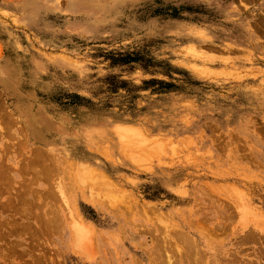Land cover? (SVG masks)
I'll return each mask as SVG.
<instances>
[{
    "label": "rangeland",
    "instance_id": "374dc122",
    "mask_svg": "<svg viewBox=\"0 0 264 264\" xmlns=\"http://www.w3.org/2000/svg\"><path fill=\"white\" fill-rule=\"evenodd\" d=\"M0 264H264V0H0Z\"/></svg>",
    "mask_w": 264,
    "mask_h": 264
},
{
    "label": "bare ground",
    "instance_id": "6f19581e",
    "mask_svg": "<svg viewBox=\"0 0 264 264\" xmlns=\"http://www.w3.org/2000/svg\"><path fill=\"white\" fill-rule=\"evenodd\" d=\"M56 2H57V1H56ZM125 125H126V124H125ZM125 125H124V127L122 126L121 128L123 129L124 133L126 132V135H129L128 133L131 131V128L126 127ZM117 126H118V125H117ZM133 127H134V126H133ZM133 127H132V130H133V129L136 130L137 127H136V128H135V127L133 128ZM116 128H117V127H116ZM114 131H115V130H114ZM116 131H119V128H118V130H116ZM116 131H115V132H116ZM139 131H140V130H139ZM121 132H122V131H121V129H120L119 133H121ZM117 134H118V132H117ZM134 134H135L134 131H133V134H132V132H131V137H132V135H134ZM139 134H140V133H139ZM121 135H124L123 132L121 133ZM119 136H120V135H119ZM136 136H137V135H136ZM141 136H143V134H142ZM125 137H126V136H125ZM128 137H130V136H128ZM128 137H127V138H128ZM123 138H124V137H123ZM132 138H133V137H132ZM135 139H137V138H135ZM141 139L144 140V136H143ZM124 140H125V139H124ZM124 140H123V141H124ZM132 140H133V139H132ZM132 140H131V141H132ZM147 140H149V138H147ZM147 140H146V141H147ZM125 141H126V140H125ZM131 141H128V143H130ZM138 141L141 142L140 139H139ZM138 141H137V142H138ZM126 142H127V141H126ZM132 142H133V141H132ZM140 142H139V143H140ZM147 142H149V141H147ZM21 143H22V142H21ZM133 143H134V142H133ZM135 143H136V142H135ZM149 143H150V142H149ZM149 143H148V144H149ZM151 143H152V142H151ZM137 144H138V143H137ZM140 145H141V147H143L141 143H140L138 146H140ZM133 146H134V145H133ZM133 146H132V147H133ZM136 146H137V145H136ZM154 146H155V145H154ZM146 147H147V145L145 146V148H146ZM148 147H149V145H148ZM150 147H151V145H150ZM150 147H149V148H150ZM143 148H144V147H143ZM151 149H152V147H151ZM151 149H148L149 152H151V151H150ZM158 149H159V148H158ZM36 150H37V149H36ZM36 150H35V151H36ZM153 150H157V149H152V151H153ZM158 151H159V150H158ZM141 153H142V152H141ZM145 153H146V152H145ZM152 153H153V152H152ZM157 155H158V153H157ZM45 159H46V158H45ZM84 165H85V164H84ZM86 167H87V166H86ZM86 167L81 165V166L76 167L75 170H76V172H79V173H81L82 175H85V176H86V175H89V172L91 171V170L86 169ZM73 169H74V168H73ZM89 169H90V168H89ZM86 172H87V173H86ZM79 173H78V174H79ZM90 174H91V173H90ZM86 177H87V176H86ZM99 202H100V201H99ZM52 212H53V211H52ZM52 216H53V215H52ZM51 218H52V217H51ZM127 218H128V217H127ZM48 219H50V218H48ZM87 233H88V231H87L85 228H83V226H81V225H80L79 227L74 226V234H75L76 241H80V242H81V238L84 237V236H86ZM177 235H178V234H177ZM184 239H185V238H184ZM188 239H189V237H188ZM188 239H186L187 242H188ZM83 241H85V243H86L87 240L85 239V240H83ZM189 241H190V240H189ZM191 241H192V240H191ZM80 244H81V243H80ZM83 244H84V243H83ZM83 244H82V245H83ZM191 244H192V243H191ZM191 244H190V245H191ZM84 245H85V244H84ZM162 245H163V243H162ZM186 245H187V244H186ZM193 245H194V244H193ZM175 246H176V245H175ZM194 246H195V245H194ZM157 247H158V246H157ZM184 247H185V246H184ZM196 247H197V246H196ZM186 249H188V248L186 247ZM189 249H190V248H189ZM191 250H193V248H192ZM191 250H190V251H191ZM186 251H187V250H186ZM193 251H194V250H193ZM195 252H196V251H195ZM180 253H181V252H180ZM186 253H187V252H186ZM186 253H185V254H186ZM188 253H190V252H188ZM178 254H179V253H178ZM183 254H184V253H183ZM195 254H196V253H195ZM180 256H181V254H180ZM181 257H182V256H181ZM191 257H193V255H192ZM180 259H181V258H180ZM169 263H170V262H169Z\"/></svg>",
    "mask_w": 264,
    "mask_h": 264
},
{
    "label": "trees",
    "instance_id": "16d2710c",
    "mask_svg": "<svg viewBox=\"0 0 264 264\" xmlns=\"http://www.w3.org/2000/svg\"><path fill=\"white\" fill-rule=\"evenodd\" d=\"M131 62H134L133 60H131L130 58H127V59H124V60H121L120 63L122 64H129Z\"/></svg>",
    "mask_w": 264,
    "mask_h": 264
}]
</instances>
